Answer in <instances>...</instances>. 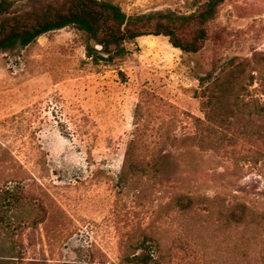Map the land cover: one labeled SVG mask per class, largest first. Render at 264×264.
I'll use <instances>...</instances> for the list:
<instances>
[{
	"label": "rangeland",
	"instance_id": "obj_1",
	"mask_svg": "<svg viewBox=\"0 0 264 264\" xmlns=\"http://www.w3.org/2000/svg\"><path fill=\"white\" fill-rule=\"evenodd\" d=\"M110 1L187 15L205 0ZM208 28L195 54L150 35L96 61L74 26L0 52V261L17 241L25 264H130L149 235L151 264H264V0H225ZM212 94L223 127L203 135ZM180 192L218 198L181 209Z\"/></svg>",
	"mask_w": 264,
	"mask_h": 264
},
{
	"label": "trees",
	"instance_id": "obj_2",
	"mask_svg": "<svg viewBox=\"0 0 264 264\" xmlns=\"http://www.w3.org/2000/svg\"><path fill=\"white\" fill-rule=\"evenodd\" d=\"M224 1L205 0L198 4L196 11L187 15L161 11L129 15L119 4L110 0H65L32 10H18L15 1L0 0V52L25 48L44 34L74 26L86 34V54L96 61L105 59L103 54L110 60L115 55L127 54L130 52L128 44L136 45L138 38L150 35L168 37L175 48L186 54H195L204 48L209 33L208 26L217 17ZM213 76L215 73L211 71L204 76H198L197 79L203 85ZM221 85L214 87L212 93L217 94L215 91ZM214 94L212 98L203 101L204 116L199 118L200 125L203 124V135L205 129H214L212 132L219 134V128L223 127L220 124L223 120L220 119L222 112L214 107L206 109L207 105L214 104V98L217 97H214ZM260 126L262 129L258 131L257 138L262 139L261 145H256L259 150H263L264 125ZM255 141L257 143L260 140ZM28 196L29 193L21 191L9 194L5 200L14 205L24 199L28 200ZM203 197L180 192L173 199L179 208L189 209ZM204 198L214 200L218 196ZM249 213L250 207L244 202H239L232 207L228 215L230 219L243 223ZM7 225L12 226L10 222ZM151 240L153 238L147 235L142 242L145 250L126 256V261L130 264H151L154 260L152 250L148 249L152 245L149 243ZM17 243L12 241L6 259L1 260L0 264H25L26 257L17 250Z\"/></svg>",
	"mask_w": 264,
	"mask_h": 264
}]
</instances>
